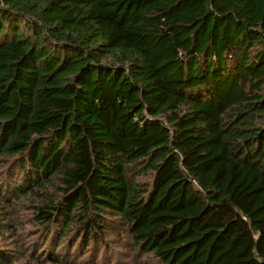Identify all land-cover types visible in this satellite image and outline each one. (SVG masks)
Listing matches in <instances>:
<instances>
[{
	"label": "trees",
	"instance_id": "1",
	"mask_svg": "<svg viewBox=\"0 0 264 264\" xmlns=\"http://www.w3.org/2000/svg\"><path fill=\"white\" fill-rule=\"evenodd\" d=\"M3 162L51 264H264V0H0Z\"/></svg>",
	"mask_w": 264,
	"mask_h": 264
},
{
	"label": "rangeland",
	"instance_id": "2",
	"mask_svg": "<svg viewBox=\"0 0 264 264\" xmlns=\"http://www.w3.org/2000/svg\"><path fill=\"white\" fill-rule=\"evenodd\" d=\"M10 163L3 162L0 164V248L9 257L13 264H51L47 259L45 240L46 230L43 224H39L36 218L37 207L43 204L44 197L56 200L60 197L59 190L56 187H50L41 192V197L26 196L20 200L16 196L5 198L2 186L7 180V172ZM149 179L145 177V179ZM44 231L45 237H40ZM50 237V236H49ZM70 235L64 245L57 251L60 252L63 247L70 242ZM109 236L108 239H110ZM108 248L100 246L94 257L92 253L94 246L88 247L89 252L86 254H76V246L71 245L66 255L67 264H155L152 260H147L145 255H136L132 251L131 239L122 237L120 246L115 242H108ZM40 253L38 259L36 255ZM63 258L61 254H58ZM65 264V263H64Z\"/></svg>",
	"mask_w": 264,
	"mask_h": 264
}]
</instances>
